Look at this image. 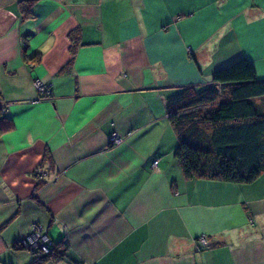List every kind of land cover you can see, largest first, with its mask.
I'll return each mask as SVG.
<instances>
[{"label": "crops", "instance_id": "obj_1", "mask_svg": "<svg viewBox=\"0 0 264 264\" xmlns=\"http://www.w3.org/2000/svg\"><path fill=\"white\" fill-rule=\"evenodd\" d=\"M19 1L0 0V264L34 256L33 222L65 244L40 264H264V169L185 177L164 109L240 54L264 78V0Z\"/></svg>", "mask_w": 264, "mask_h": 264}, {"label": "trees", "instance_id": "obj_2", "mask_svg": "<svg viewBox=\"0 0 264 264\" xmlns=\"http://www.w3.org/2000/svg\"><path fill=\"white\" fill-rule=\"evenodd\" d=\"M33 1H19L21 16L31 14ZM210 76L211 81L198 88L185 85L165 98V113L176 135L172 154L185 177L249 182L264 169V78L256 77L252 61L243 54L213 69ZM11 126L0 105V132ZM42 159L51 162L47 147ZM42 183L38 180L35 188ZM49 239V250H32L27 264L63 255L65 244Z\"/></svg>", "mask_w": 264, "mask_h": 264}, {"label": "built area", "instance_id": "obj_3", "mask_svg": "<svg viewBox=\"0 0 264 264\" xmlns=\"http://www.w3.org/2000/svg\"><path fill=\"white\" fill-rule=\"evenodd\" d=\"M34 85L39 91H43L46 88L45 84H43L41 81L37 79L34 81ZM107 138L109 143H117L121 140V137L117 135L115 132L109 133ZM156 162H157V158H155L152 161V164H155ZM17 243L19 245L28 247L31 250L37 249L39 251L41 250L43 252H46L49 250L50 239L45 230V226L33 222L31 224L30 229L17 240ZM198 244L200 246H204L207 244V239L204 234L199 235ZM89 264H96V263H89Z\"/></svg>", "mask_w": 264, "mask_h": 264}, {"label": "bare ground", "instance_id": "obj_4", "mask_svg": "<svg viewBox=\"0 0 264 264\" xmlns=\"http://www.w3.org/2000/svg\"><path fill=\"white\" fill-rule=\"evenodd\" d=\"M25 247V246H24Z\"/></svg>", "mask_w": 264, "mask_h": 264}]
</instances>
